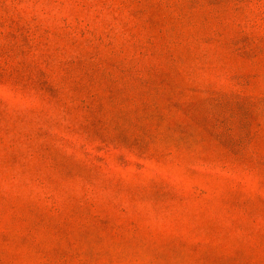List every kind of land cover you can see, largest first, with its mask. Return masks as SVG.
<instances>
[{"label": "rangeland", "instance_id": "374dc122", "mask_svg": "<svg viewBox=\"0 0 264 264\" xmlns=\"http://www.w3.org/2000/svg\"><path fill=\"white\" fill-rule=\"evenodd\" d=\"M0 264H264V0H0Z\"/></svg>", "mask_w": 264, "mask_h": 264}]
</instances>
